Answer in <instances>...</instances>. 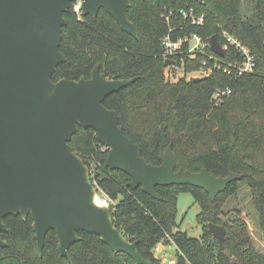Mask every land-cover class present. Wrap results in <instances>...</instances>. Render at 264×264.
<instances>
[{
	"label": "trees",
	"instance_id": "1",
	"mask_svg": "<svg viewBox=\"0 0 264 264\" xmlns=\"http://www.w3.org/2000/svg\"><path fill=\"white\" fill-rule=\"evenodd\" d=\"M186 7L204 15V22L191 23L180 12ZM128 15L137 36L123 30L105 9L96 17L79 16L71 5L64 13L67 24L60 47L66 61L59 64L53 80L90 78L97 64L107 79L135 78L108 96L104 105L117 111L124 133L140 145L149 163L161 165L172 144L176 171L206 168L218 177L231 173L240 177L215 200L204 188L190 184L157 186L162 197L158 199L142 186L132 187L126 171L107 166L109 149L95 129L80 126L69 143L88 167L97 194L110 199L114 224L126 239L138 241L139 252L149 264H169L155 254L161 242L176 245L173 264H264V249L257 247L251 231L253 222L264 233V0H131ZM225 29L256 56L253 72L236 78L214 69L200 75V80L188 77L202 70L207 57L190 56L185 43L174 58L185 75L171 80L162 44L167 34L177 39L197 33L206 42L216 34L223 43ZM229 48L224 58H235L236 49ZM207 50L211 52L210 47ZM223 90L231 93L216 96ZM245 191L254 211L251 219L242 213L246 205L231 206ZM181 192H189L200 205V237L180 228ZM4 221L8 231L3 237L9 244L0 250V263L136 264L128 253L114 252L99 235L85 230L78 231L80 240L69 250L71 260L60 254L55 229L47 233L41 255L31 215L11 214ZM209 222L226 227L224 248L209 230Z\"/></svg>",
	"mask_w": 264,
	"mask_h": 264
},
{
	"label": "water",
	"instance_id": "2",
	"mask_svg": "<svg viewBox=\"0 0 264 264\" xmlns=\"http://www.w3.org/2000/svg\"><path fill=\"white\" fill-rule=\"evenodd\" d=\"M77 1L82 14L96 17L105 9L123 30L137 36L128 15L131 0H0V230H6L7 215H31L41 255L47 233L55 229L60 254L71 260L69 250L80 240L78 231L85 230L99 235L114 252L128 253L136 264H149L138 241L126 239L114 224L109 206L95 202L99 195L88 167L69 143L80 126L95 129L106 144L107 166L126 171L132 187L142 186L158 199L157 186L190 184L215 200L240 176L218 177L206 168L176 171L172 144L161 165L149 163L140 145L124 133L117 111L104 105L135 78L107 79L97 64L90 78L53 80L66 61L60 49L64 13ZM210 46L224 56L218 35L211 37ZM167 64L175 60L167 59ZM208 228L224 248L226 227L209 222ZM5 245L0 238V246Z\"/></svg>",
	"mask_w": 264,
	"mask_h": 264
},
{
	"label": "built area",
	"instance_id": "3",
	"mask_svg": "<svg viewBox=\"0 0 264 264\" xmlns=\"http://www.w3.org/2000/svg\"><path fill=\"white\" fill-rule=\"evenodd\" d=\"M74 11L81 16L82 14V2L77 1L73 4ZM181 14L188 18L191 23L200 25L204 22V15H198L195 13V10L192 7H186L181 9ZM169 21V16H166ZM173 30V28H171ZM222 39L223 43L222 47L226 51H228L230 46H233L238 55L232 59H226L224 56H220L213 52L210 46V41L206 42L201 35L197 33L181 35L177 39H173L171 34H167L163 40V50L165 58L174 59L178 54L183 52V46L185 43H188V49L185 50L190 56L195 57L197 54H204L207 58L203 60V68L202 70L205 74L211 73L214 69L221 70L224 74L230 77H241L244 74L251 73L256 68V56L253 54L251 49L243 43V41L235 34L231 33L228 30L222 31ZM210 47L211 52L207 50ZM175 60V59H174ZM211 60L212 65H209V61ZM176 64V62H175ZM198 72V71H196ZM195 73V72H194ZM231 90H223L221 92H217L216 96H220L221 94H230ZM158 248V245L156 246ZM175 259H170L168 261L169 264L175 263Z\"/></svg>",
	"mask_w": 264,
	"mask_h": 264
},
{
	"label": "rangeland",
	"instance_id": "4",
	"mask_svg": "<svg viewBox=\"0 0 264 264\" xmlns=\"http://www.w3.org/2000/svg\"><path fill=\"white\" fill-rule=\"evenodd\" d=\"M168 73L172 81H176L181 76L185 75L184 69L176 64L170 65V67L168 68ZM202 74H205V73L203 71H198V72L189 74L188 77L190 76L200 77V75ZM105 201H106L105 205L109 206L111 202L110 199H106ZM240 204L243 206L246 205V210L242 211V213L247 218L248 216H250L249 219H251L252 215H254V211L252 210L250 206L249 194L247 191L242 193L240 198L234 199L231 203V206L236 205L238 207L240 206ZM248 204H249V207H248ZM200 211H201L200 205L197 202H195L193 196L189 192H181L179 194L178 222L181 223L180 228L182 230H185L191 236L200 237L202 235L203 228L198 220ZM257 218H258V213H257ZM251 225H252L251 231H252L253 237L256 242L255 244H257V247L260 250H263L264 249V233L261 230H259V228H257L256 226L254 227L253 222L251 223ZM177 252H178V249L174 243L165 244L161 242L160 244H158V248H155L156 256L160 257L164 263H168L170 259L176 260L178 256Z\"/></svg>",
	"mask_w": 264,
	"mask_h": 264
},
{
	"label": "flooded vegetation",
	"instance_id": "5",
	"mask_svg": "<svg viewBox=\"0 0 264 264\" xmlns=\"http://www.w3.org/2000/svg\"><path fill=\"white\" fill-rule=\"evenodd\" d=\"M7 216H9V215H7ZM7 216H6V217H7ZM6 217H4L3 221L5 220ZM4 224L6 225L5 221H4ZM7 231H8V228H7V225H6V230H0V238L3 239V240L7 243V245H8V244H9V243H8V240H7L6 238L3 237V235H4L3 233H4V232H7ZM7 245H5V246H0V250H1L2 248L6 247ZM0 264H7V263H0Z\"/></svg>",
	"mask_w": 264,
	"mask_h": 264
},
{
	"label": "bare ground",
	"instance_id": "6",
	"mask_svg": "<svg viewBox=\"0 0 264 264\" xmlns=\"http://www.w3.org/2000/svg\"><path fill=\"white\" fill-rule=\"evenodd\" d=\"M95 202H96L98 205H100V206H103V205L106 204V201L103 200L102 198H100L99 196L96 197Z\"/></svg>",
	"mask_w": 264,
	"mask_h": 264
},
{
	"label": "crops",
	"instance_id": "7",
	"mask_svg": "<svg viewBox=\"0 0 264 264\" xmlns=\"http://www.w3.org/2000/svg\"><path fill=\"white\" fill-rule=\"evenodd\" d=\"M160 244V243H159Z\"/></svg>",
	"mask_w": 264,
	"mask_h": 264
}]
</instances>
